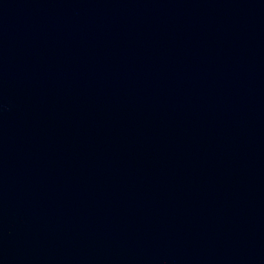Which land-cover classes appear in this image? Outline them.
Returning a JSON list of instances; mask_svg holds the SVG:
<instances>
[{
	"label": "water",
	"instance_id": "1",
	"mask_svg": "<svg viewBox=\"0 0 264 264\" xmlns=\"http://www.w3.org/2000/svg\"><path fill=\"white\" fill-rule=\"evenodd\" d=\"M0 264H264V0H0Z\"/></svg>",
	"mask_w": 264,
	"mask_h": 264
}]
</instances>
